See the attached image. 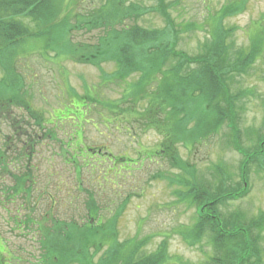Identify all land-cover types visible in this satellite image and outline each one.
<instances>
[{"label":"rangeland","instance_id":"obj_1","mask_svg":"<svg viewBox=\"0 0 264 264\" xmlns=\"http://www.w3.org/2000/svg\"><path fill=\"white\" fill-rule=\"evenodd\" d=\"M63 1L65 13L70 11L72 17L78 14V20L88 21L97 9L111 0ZM128 1L143 7L155 4L154 0H126V4ZM168 1L175 2V7L168 12L176 24L193 23L196 26L191 33L182 32L177 45L178 50L191 56L200 53L201 44L208 40L205 28L208 21L211 23L212 14L205 8L214 13L230 0ZM111 20H108V26H114ZM76 21V18H71L70 24L74 27ZM136 24L143 28L164 26L163 20L153 14L138 18ZM223 24L234 29L230 39L234 50L246 52L254 35L264 44V0H249L241 14L226 19ZM69 33L71 43H95L101 36L98 30L86 32L75 29ZM62 45L65 46L64 42ZM261 54L250 71L228 80L234 110L227 121L233 118L235 124L231 131L239 133L240 145L248 153L260 146L258 138L264 134V50ZM2 58L5 64L4 69L0 64V106L11 99L24 102L31 110L43 115L47 124L45 127L51 129L56 140L42 138L34 146L29 164L33 180L29 197L19 195L7 198L2 190L13 182L8 172L0 170V238L9 249L3 256L0 255V263L42 264L43 251L39 241L43 239H40L37 228L42 226L44 230H49L55 222L69 224L70 220L78 226L86 224L89 221L86 215L89 192L95 196L102 221L118 215L114 229L116 237L113 236V242L118 245L130 247L133 243L146 240L143 251L148 254L165 242L168 255L165 264H201L212 254L206 238L198 243L187 239L195 217L194 208L186 202H179L174 193L177 187L169 184V179L184 176L185 172L171 167L167 156L163 158L159 154L160 133L138 131L140 126L136 124H130L129 132L115 130V115L98 103L84 114L79 111L77 116L67 115L75 109L70 102L76 104L85 90L87 97L99 103L115 104L126 84L135 81L137 75L118 84L113 81L102 83L100 71L112 73L115 69L113 62H102L97 68L77 63L63 55L56 57V52L44 50L43 41L39 39H26L11 56L3 54ZM147 89L149 92L154 85L150 84ZM146 103V100L137 103V113L143 112ZM22 119L29 124L26 130L23 129V134L41 135L24 108L11 106L6 112L0 110V148H3L5 139L13 135L12 123ZM231 131L221 126L196 148L177 144L173 149L177 157L200 176L211 179L212 168L222 166L230 177L229 184H236L241 158L227 146L228 141H232ZM71 137L76 139L67 143ZM23 143L24 140L17 144L15 152L21 154ZM66 149L77 157V164L65 155ZM142 152L147 155L146 159L136 166L126 164L135 161ZM108 154L125 161L114 162ZM26 162L21 157H13L9 173H24ZM260 168L256 165L249 168L248 195L239 201L217 206V213H222L226 219L232 215H243L249 219L264 211V168ZM27 218L35 221L37 226L26 227ZM97 220L94 219V225L101 227V222ZM58 240V237L54 238L55 242ZM103 243L110 242L103 237ZM104 251L105 248L100 249V253L92 258L94 263ZM0 252H3L2 242Z\"/></svg>","mask_w":264,"mask_h":264},{"label":"trees","instance_id":"obj_2","mask_svg":"<svg viewBox=\"0 0 264 264\" xmlns=\"http://www.w3.org/2000/svg\"><path fill=\"white\" fill-rule=\"evenodd\" d=\"M248 1L230 0L214 13L206 7L212 14L211 23L208 21V27L205 28L208 30V40L201 44L200 53L190 56L178 50L177 45L181 33H191L196 26L193 23L181 25L174 22L168 12L175 7L173 1L154 0L155 4L148 7L129 1L126 4V0L106 1L105 6L97 9L86 21L78 20V14L72 17L70 11L65 13L63 0H0V64L3 67V54L11 56L26 39H39L43 41L45 50L56 52V57L63 55L77 63L97 68L102 62H113L115 69L112 73L100 71L102 83L113 81L118 84L138 76L135 81L126 84L115 104L99 103L87 97L85 90L76 104L70 102L75 107L74 111L66 114L70 117L77 116L79 111L84 114L98 103L108 113L115 115V130L129 132L131 125L136 124L140 126L138 131L152 130L162 135L159 154L163 158L167 156L171 167L185 172L184 176L169 179V184L177 187L174 193L179 202H186L194 208L195 217L187 239L198 243L206 238L212 248V254L201 264H264V211H259L249 219L243 215H232L226 219L216 211L217 206L239 201L248 195L250 166L264 168V134L258 138L261 148L256 147V151L254 149L248 153L240 145L239 133L231 131L235 124L233 118L227 121L234 110V98L229 96V78L250 71L264 50V44L256 35L251 37L246 52L234 50L230 41L234 29L223 24L226 19L241 14ZM150 14L159 16L164 26L143 28L136 24L138 18ZM71 18H76V27L70 24ZM108 20L113 21L114 26H108ZM126 22L132 24L127 25ZM75 29H84L86 32L98 30L101 36L95 43H71L69 32ZM150 84L154 85V89L148 92ZM140 100H146L147 103L143 112L137 113ZM11 106L24 108L41 135L23 134V129L26 130L29 125L23 119L12 123L13 135L7 137L3 148H0V170L8 172L13 184L2 191L7 198L19 195L29 197L33 185L29 164L34 146L42 138L54 140L55 134L45 127L43 115L31 110L22 101L8 100L4 106H0V110L6 112ZM221 126L231 131L232 141H228L227 146L241 158L237 167L239 183L236 184H229L230 177L222 166L212 168L211 179L200 176L196 170L187 167L173 149L177 144L196 148ZM74 139L71 137L67 143ZM23 140L21 154L15 152L14 148ZM68 150L65 155L77 164V157ZM13 157L27 161L24 173H9ZM146 157L143 152L139 153L135 161L126 164L136 166ZM115 161L119 163L125 160L116 157ZM72 166L76 168L74 164ZM96 205L94 194L89 192L86 200L89 221L86 224L78 226L70 220L69 224L55 222L49 230H44L42 226L37 228L40 239H43L39 241L43 251L42 264L166 263L168 255L165 242L148 254L143 251L146 240L133 243L130 247L113 242L118 215L104 222L99 217ZM95 218L101 222V227L94 225ZM26 222V227L37 226L29 218ZM55 237L59 238L56 242ZM103 237L110 243H103ZM0 242L3 250L0 255L3 256L9 249L2 238ZM102 248H105L104 253L94 263L92 258Z\"/></svg>","mask_w":264,"mask_h":264}]
</instances>
